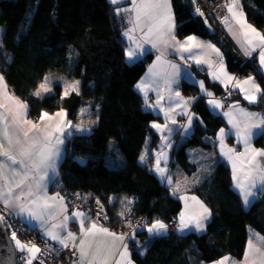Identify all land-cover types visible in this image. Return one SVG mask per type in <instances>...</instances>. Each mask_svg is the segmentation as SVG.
Listing matches in <instances>:
<instances>
[{
  "label": "trees",
  "instance_id": "16d2710c",
  "mask_svg": "<svg viewBox=\"0 0 264 264\" xmlns=\"http://www.w3.org/2000/svg\"><path fill=\"white\" fill-rule=\"evenodd\" d=\"M171 3L179 38L195 35L213 40L231 72L254 75L264 86L256 60L239 55L222 24L211 16L196 17L192 0ZM241 4L248 21L264 33V0H241ZM124 6L130 7V1ZM114 8L109 0H0V72L15 95L28 104L29 116L38 119L42 110L54 114L63 108L74 124L98 117V122L90 125V134L75 133L67 142L59 175L54 178L58 183L52 182L51 189L62 193L66 203L77 192L86 197L82 203L91 208L89 216L94 220L99 200L103 205L100 223L118 234H129L126 241L136 264H205L225 255L242 259L250 230L264 237V195L245 208L233 186L229 165L216 155V136L225 119L212 113L198 84L189 81L183 82L182 90L188 97H201L193 103L199 119L193 134L175 144L170 171L175 178L181 174L192 179L202 162L195 150L211 153L209 172L188 193L200 197L212 216L203 232L149 235L148 223L159 220L175 224L183 201L160 182L148 163H140L147 144L153 148L158 138L151 124L161 118L145 107L135 87L154 60V53L128 62L129 42L123 36L128 25L116 16ZM192 69L216 97H227L226 105L240 100L239 95L228 96L206 73ZM45 76L57 87L38 99L32 93ZM60 78L80 80L81 95L73 93L61 101ZM89 105V114L80 117L81 107ZM258 107L264 111V102ZM255 144L263 146L264 135ZM125 197L134 199L131 214L122 204ZM122 211L125 219L121 218ZM141 220L146 224L135 227Z\"/></svg>",
  "mask_w": 264,
  "mask_h": 264
},
{
  "label": "snow or ice",
  "instance_id": "6c2138e0",
  "mask_svg": "<svg viewBox=\"0 0 264 264\" xmlns=\"http://www.w3.org/2000/svg\"><path fill=\"white\" fill-rule=\"evenodd\" d=\"M109 3L115 6L116 16L120 17L122 22L126 21L128 25L123 32V36L129 42L126 50L127 59L136 60L153 50L157 53L156 60L149 67L146 77L135 87L143 93L146 108L153 111L159 109L164 114V124H151V127L161 134L162 146L159 151L153 153L155 164L150 170L157 175L162 184L171 188L174 196L179 194V199L185 202V208L179 214L178 230L181 233L186 229L203 232L211 218L210 210L197 197L183 194L191 185L200 182V175H195L191 180L187 177L183 180L178 178L174 183V174L168 167V154L164 151L165 148L172 147L171 137L174 132L177 134L182 132L185 136L190 133L195 117L190 107L201 97H208L207 103L213 111L222 110L227 106L228 111L219 112L226 118L228 124V131L221 128L217 136L220 155L231 165L233 185L242 197L244 206L251 207L257 197L264 195V149H257L252 145L254 136L264 135V114L248 111L241 107L238 101L226 105L227 97L217 99L202 80L194 81L198 84L201 97L185 99L174 85L180 84L182 75L184 78H193L192 74L181 65L169 61L167 57L179 55L185 65L191 61L198 68L206 65L209 77L222 84L228 96H231L232 91L239 89L249 105L264 102V89L252 76L240 80L228 74L223 56L213 44L199 41L195 36H188L183 41L179 40L171 0H130V7L124 6V0H109ZM225 7L229 15L223 17L221 22L233 34L245 56L252 57L253 53H257L260 67L264 69V33L247 22L241 0H227ZM196 12L203 15L199 8ZM230 20L238 26L239 36L233 32ZM213 54L215 60L212 59ZM60 79L63 80L61 101L73 93L77 96L81 95L80 80L69 82L64 78ZM52 91L51 81L45 76L32 95L44 99L43 94ZM149 91L156 93L154 104L149 103ZM165 92L169 101L167 108L161 104ZM173 97L177 99L174 100ZM176 108L181 109L179 115L186 116L187 120L178 128H172L169 127V123L172 125L177 123L172 115ZM89 111L90 105L81 107L80 117L87 116ZM28 113V104L8 91L4 76L0 75V227L4 225L11 227L6 217L15 216L25 222L29 231H39L45 244L51 240L59 244L62 249L69 247L75 249L73 255L78 254L76 264H109V259L115 254L120 257L116 264H121V261L129 258L128 245L125 242L129 234L110 231L100 223L103 205L99 200L96 201L99 206L97 219L93 221L87 212L80 209L69 215L65 198L59 193L55 195L48 193L49 183H58L54 178L59 175V164L66 152L64 145L75 133L90 134L92 130L90 125L98 122V117L96 121L89 119L85 122L81 119L79 123L74 124L68 119V112L63 108L54 114L42 110L38 120L28 119ZM229 135L236 137L237 143L243 146V153L237 152L234 147H229L225 143ZM149 156L150 152L146 150L139 158L140 163L147 164ZM193 162L199 164V159L194 158ZM80 163L84 161L81 160ZM201 167L204 172L208 171V167L202 165ZM76 195L81 201L86 200V197ZM189 200L199 205V211H189ZM133 203L134 199L127 197L122 201L129 214L132 212ZM120 215L125 219L123 211ZM60 217L62 219H58ZM104 219H107L106 214ZM69 223H78L79 237L69 229ZM128 226L131 227L130 222ZM147 231L150 236H160L167 233L168 226L157 220L147 227ZM134 236L135 234L132 233L131 238ZM97 237H110L111 243L106 240L97 242ZM253 238L264 247V237L254 233L248 241L245 260L249 259L250 253L260 252L253 243ZM11 240L15 242V250L25 254L21 257L25 264H33V261L38 260L43 254L34 242L21 243L15 230L11 233ZM48 250H52L50 246ZM9 259H15L11 249ZM230 259L225 256L215 264H229ZM260 259L261 264H264V253L261 254ZM40 264H44V261L40 260ZM231 264L235 262L231 261Z\"/></svg>",
  "mask_w": 264,
  "mask_h": 264
},
{
  "label": "crops",
  "instance_id": "0c3cea01",
  "mask_svg": "<svg viewBox=\"0 0 264 264\" xmlns=\"http://www.w3.org/2000/svg\"><path fill=\"white\" fill-rule=\"evenodd\" d=\"M125 1H130V0H124V2H125ZM226 3H227V0L224 1V5H226ZM130 6H131V5H130ZM171 9H172V13H173V15H174V11H173V8H172V3H171ZM246 18H247V17H246ZM174 19H175V15H174ZM247 22H248L249 24H251V23L248 21V19H247ZM230 23H232V26H233V32H235L236 35L239 36L240 34H239L238 30H237V29H238V26H236L235 23L232 22L231 20H230ZM175 24H176V19H175ZM222 25H223V29H224L226 35L228 36V38L230 39V41H231L232 44L234 45V47H235V49L237 50V52L239 53V55H240L243 59H245V60L255 59L256 62H257V65H258L259 70L261 71V73H262L263 76H264V69H261V67H260L259 59H258V55H257V53H253V56H252V57H247V56H245V55L243 54V51H242L241 47H240V44H238V43H237V40L233 38V34L230 33V32L228 31V28L225 27L224 24H222ZM251 25H252V24H251ZM252 26H253V25H252ZM253 27H255V26H253ZM255 28H256V27H255ZM256 29H257V28H256ZM257 30H258V29H257ZM258 31H260V30H258ZM260 32H261V31H260ZM261 33H262V32H261ZM137 36H139V33H137ZM191 36H195V35H191ZM195 37H196L199 41H202V42H204V43H211V44H213L216 48H218V49L220 50V52H221V54H222V56H223V63H224V65H225V68H226V71L228 72V74H230L231 76H233V77H235V78H237V79H240V80H243V79L248 78L249 76H252V77L255 78V82H256L257 84H259V85L261 86L262 89H264L263 84L259 81V79H258L256 76H254V75L241 76V75H238L237 73H233V72H231V71L228 69L227 65H226V62H225V59H224V55H223V53H222V50H221L220 46H219L218 44H216L213 40L208 39V38L198 37V36H195ZM177 38H178L179 40H181V41H183V40L185 39V38H183V39H182V38H179L178 36H177ZM128 47H129V45H128ZM209 51H210V50H209ZM151 52L154 53V60L150 63V65L148 66V68H147L145 74L142 76V78L139 80V82H140L143 78L146 77V74L148 73V69H149V67H150V66L153 64V62L156 60V55H157V53H156L154 50L151 51ZM185 55H187V54H185ZM144 56H145V55H144ZM144 56H142V57H140V58H138V59H136V60H133V61H129L128 59H127V60H128V62H136V61L140 60L141 58H143ZM167 59H168L169 61H171L172 63H176V64L181 65V66H182L183 68H185L189 73L192 74V77H193L194 79H193V78H184L183 75H182V78H181V80H180V84H179L178 86L174 85V88H178V90H179V92H180V95H181L182 97H184L185 99L193 98V97H188V96L183 92V90H182V84H183L184 81H189V82H192V83H194V81H201V79L198 78V76L196 75V73L194 72V70L192 69V67H195V68H197L198 70H200L201 72L206 73V74L208 75V71H209V70H208L207 66L204 65V66H201V67L198 68V67H197L195 64H193L191 61H188V65H191V66L189 67L188 65H185V64L180 60L179 55H169V56L167 57ZM212 59L215 60V56H214V54H213V56H212ZM0 75H3V74L0 72ZM208 76H209V75H208ZM210 79H211V78H210ZM4 80H5V78H4ZM214 82L218 83V84L220 85V87H222V88L225 90L224 86H223L222 84H220L218 81H214ZM5 83L7 84L6 80H5ZM205 85H206V84H205ZM7 88H8V91H9V92H11V93H13V94L15 95L13 89H12L11 87H9L8 84H7ZM206 88H207V86H206ZM207 89L209 90V88H207ZM136 90H137V89H136ZM229 90L231 91V88H230ZM137 91H138V90H137ZM209 91H210V90H209ZM138 92H139V91H138ZM139 93H140V94L142 95V97L144 98L143 93H141V92H139ZM233 94H234V95H239V96H240V100H237V101L240 103L241 107H244V108L247 109L248 111L258 112V113L264 114V111H263L260 107L255 108V106H256L257 104H255V105H249L248 102L245 101V100L243 99L242 95H241L240 92H239V89H236L235 91H232L231 96H232ZM15 96L18 97L17 95H15ZM163 96H164V99L161 100V104H162L165 108H167V107H168V103H169V101H168V94L165 92V93H163ZM148 97H149V103L154 104V103H155V100H156V93H155L154 91H149V92H148ZM215 97H216V96H215ZM18 98L21 99L20 97H18ZM216 98H217V99H222V98H220L219 96H217ZM173 99L175 100V99H177V98H176V97H173ZM21 100H22V99H21ZM207 100H208V97H207ZM22 101H23V100H22ZM237 101L234 100V101H231L230 103H234V102H237ZM243 102H244V103H243ZM208 106H209V105H208ZM209 108H210V106H209ZM210 110H211L212 113L215 114V115H220L219 112L224 111V109H222V110H217V111H213L211 108H210ZM152 111H153V110H152ZM190 111L193 112V113H195V112L193 111V104H192L191 107H190ZM226 111H228V109H227ZM153 112L157 113V114L161 117L160 120H156V121L153 122V123L164 124V123H165V119H164V114H163V112H160L159 109H156V110L153 111ZM180 112H181V109H180V108H176V109L174 110V112L172 113V115H174L175 120L177 121V123H176V125H172L171 123H169V127H172V128H178V126H179L180 124H183V123L186 122L187 117H186V116L179 115ZM221 116H223V115H221ZM223 117H224V116H223ZM28 119H31V120H38V119H34V118L30 117V116H29V113H28ZM68 119H69V117H68ZM224 119H225L226 124H225V126H224L223 128H224L226 131H228L227 120H226L225 117H224ZM69 120H70V119H69ZM195 121H196V114H195V117L193 118V121H192V128H191V130H190V133H189L187 136H185L182 132H181L180 134H177V133L174 132L173 135H172V137H171V140H172V147H171V148H165V149H164V151L167 152V154H168V158H169V164H168L169 170H170V164H171V161H172V154H173V149H174V147H175V144L178 142L179 139H182V138H184V137H190V136L193 134ZM41 126H43V125H41ZM254 131H258V130H254ZM155 133H156V135H158V138H157V140H156V144H155V146L152 148L151 146H149V144H147V146H146V148H145V151H146V150H149V152H150V156H149L148 164L150 165L151 168L154 167V164H155V159H154V155H153V153H155L156 151H159L160 148H161V146H162V141H161V138H160V135H161V134H160L159 132H157L156 129H155ZM218 133H219V131H218ZM218 133H217V136H218ZM217 136H216V141H217ZM259 136H260V135L254 136V138H253V140H252V145H253L254 148H257V149H264V145H263V146H258V145L255 144V141H256V139H257ZM148 143H149V141H148ZM225 143H226L229 147H234V148L237 150V152H239V153H243V146H242L241 144H238V143H237V141H236V137H235L234 135H229V136H227V137H226V140H225ZM66 144H67V142H66ZM66 144L64 145V148H66ZM145 151H144V152H145ZM216 151H217V154H216V155H217V159H218V160L225 161V162L229 165V167H230V169H231V174H232V168H231V165L228 163V161H227L224 157H222V156L220 155V150H219V146H218V141L216 142ZM194 153H196L197 155H199V156L201 157V160H202L201 165H202V166H206V167H208V171H207V172H204L203 169H202V167H201V165H200V170H199V171L203 172L202 176H200V177L202 178L203 176H205V175L209 172V166H208V162H207V160H208V158L211 156V153H209V152H207V151L199 150V149H198V150H195ZM64 157H65V154H64V156H63V159H64ZM63 159H62V161H63ZM62 161H61L60 164H59V168H60V165H61ZM58 170H59V169H58ZM170 172H172V171H170ZM172 173H173V172H172ZM231 176H232V175H231ZM184 177H185V176L179 174L178 177L175 178L174 175H173V181H174V183H175V181H176L178 178L181 179V180H183ZM189 180H191V179H189ZM51 183H52V182L49 183V188H48V193H49V195H55L56 193H59L60 196H63L62 193H60V192H58V191H53V190L51 189ZM232 183H233V180H232ZM193 186H194V184L191 185V186L189 187V189L192 188ZM233 186H234V185H233ZM189 189H188V190H189ZM188 190L185 191V192H183V194L186 195V196H189V197H191V196H195V197H197L198 200L201 201V202H202V203H203V204H204V205L210 210V208L205 204V202H204L200 197H198V196L195 195V194H189V193H188ZM236 190H237V189H236ZM237 191H238V190H237ZM63 197H64V196H63ZM64 198H65V197H64ZM257 198H258V197H257ZM65 203H66V198H65ZM66 204H67V203H66ZM188 204H189V211H199V205L196 204L194 201L189 200V201H188ZM184 208H185V202L183 201V210H184ZM245 208H246V207H245ZM210 212H211V210H210ZM68 214L70 215L71 213L68 212ZM211 216H212V214H211ZM14 217H15V216H14ZM15 218L18 219L20 222H22V223L25 225V222H24V221H21L18 217H15ZM185 218L187 219V216H186ZM58 219H62V217H60V218H58ZM210 219H211V218H210ZM92 220L95 221L94 219H92ZM53 222H55V221H53ZM162 222H163V221H162ZM208 222H209V221H208ZM208 222H207V224H208ZM163 223L166 224V225L168 226L167 223H165V222H163ZM25 226H26V225H25ZM178 227H179V220L176 221V223H175V227H174V228H171V227L168 226V231H167V232H173V231H178V232H180V231L178 230ZM206 228H207V226H206ZM69 229H70L71 231H73V232L79 237V225H78V223H69ZM109 230H110V229H109ZM33 231H37V230H33ZM110 231H112V230H110ZM189 231H192V230H187V229H186L183 233H186V232H189ZM38 232H39V231H38ZM113 232H114V231H113ZM39 233H40V232H39ZM180 233H181V232H180ZM255 233H256V232H255ZM250 234H251V232H250ZM253 234H254V233H252V234L250 235V237L253 236ZM257 234H258V233H257ZM258 235H259V234H258ZM259 236H261V235H259ZM261 237H262V236H261ZM104 240H106V241H108L109 243H111V238H110V237H109V238H105V237H97V242H101V241H104ZM49 241H50V242H53V243L57 246L58 249L62 250L61 246H60L59 244H57L55 241H51V240H49ZM125 242H126L127 245H128L129 258H126L125 260L121 261V264H129V259H130V264H136V263L134 262L133 258H132V249H131V246H130V244L128 243V241H125ZM77 243H78V241H77ZM253 243L256 245L257 248L260 249V252H258V253H256V252L250 253V255H249V259H248V260H245V254H244L243 258L240 259V260L234 259V258H232L230 255H225V256L231 258L229 264H231V261H234L235 264H261L260 256H261L262 253H264V247H261V245H260L259 243L256 242L255 238H253ZM117 247H119V242H117ZM113 251L115 252V249H113ZM246 251H248V243L246 244V250H245V253H246ZM225 256H223V257H225ZM223 257H221V258H223ZM221 258H219L218 260H215V261H213V262H208V263H205V264H215V262H216V261H219ZM119 259H120L119 255H118V254H115L113 257H111V258L109 259V264H116V261L119 260Z\"/></svg>",
  "mask_w": 264,
  "mask_h": 264
},
{
  "label": "built area",
  "instance_id": "2783aa9c",
  "mask_svg": "<svg viewBox=\"0 0 264 264\" xmlns=\"http://www.w3.org/2000/svg\"><path fill=\"white\" fill-rule=\"evenodd\" d=\"M193 13L196 17H200L202 19H206L207 16L213 17L218 23L223 24L221 22V19L225 16H228L227 8L224 5L223 0H195V3H193ZM199 8L200 12L203 13V15H200L196 12V9ZM226 109H224L225 111ZM76 194L80 193H74L72 198L68 200V212L72 213L76 209H80L81 211L87 212L88 214L91 213V208L88 205H85L82 203L80 199L77 198ZM81 196V194H80ZM99 210V206L97 205V211ZM8 220V223L11 225V227H8V225H5L8 233H10L15 230L17 232L18 239L21 240V243L27 244L29 241H32L36 244L37 247H39L43 254L40 255L38 260L33 261V264H40V260L44 261V264H76V261L78 259V254L73 255V252H75V249L69 247L68 249H58L57 246L53 243L48 241L47 244L43 242L41 239V234L38 231H29L28 228L21 224L18 219H16L14 216L12 217H6ZM146 224L143 220L137 221L135 223V227H142ZM168 226L171 228L175 227L174 222H169ZM49 246L51 247V251H49ZM24 253L17 252V264H25L24 260L21 259L22 256H24Z\"/></svg>",
  "mask_w": 264,
  "mask_h": 264
},
{
  "label": "water",
  "instance_id": "95a60500",
  "mask_svg": "<svg viewBox=\"0 0 264 264\" xmlns=\"http://www.w3.org/2000/svg\"><path fill=\"white\" fill-rule=\"evenodd\" d=\"M10 249L14 260L9 259ZM0 264H17V252L5 225L0 227Z\"/></svg>",
  "mask_w": 264,
  "mask_h": 264
},
{
  "label": "rangeland",
  "instance_id": "374dc122",
  "mask_svg": "<svg viewBox=\"0 0 264 264\" xmlns=\"http://www.w3.org/2000/svg\"><path fill=\"white\" fill-rule=\"evenodd\" d=\"M55 87H57L56 85H52V89H54ZM44 95V94H43ZM198 174L200 175V176H202V174H203V172H198ZM249 208V207H248ZM248 208H246V209H248ZM155 222V221H154ZM153 223V222H152ZM152 223H148V224H146V226L148 227V226H150ZM251 232V234L252 233H255L253 230H251L250 231ZM12 233V232H11ZM11 233H10V237H11ZM255 234H257V233H255ZM13 243H14V246H15V242L13 241ZM143 245H145V244H143ZM142 245V246H143ZM145 248H146V246H144ZM143 248V247H142ZM16 252H19L18 250H16Z\"/></svg>",
  "mask_w": 264,
  "mask_h": 264
}]
</instances>
